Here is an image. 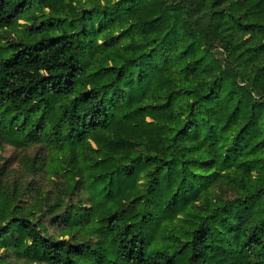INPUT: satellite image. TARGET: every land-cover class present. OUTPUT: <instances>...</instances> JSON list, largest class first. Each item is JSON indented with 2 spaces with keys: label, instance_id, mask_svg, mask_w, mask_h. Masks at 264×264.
I'll return each instance as SVG.
<instances>
[{
  "label": "trees",
  "instance_id": "trees-1",
  "mask_svg": "<svg viewBox=\"0 0 264 264\" xmlns=\"http://www.w3.org/2000/svg\"><path fill=\"white\" fill-rule=\"evenodd\" d=\"M82 1L0 0V264H264V0Z\"/></svg>",
  "mask_w": 264,
  "mask_h": 264
},
{
  "label": "rangeland",
  "instance_id": "rangeland-1",
  "mask_svg": "<svg viewBox=\"0 0 264 264\" xmlns=\"http://www.w3.org/2000/svg\"><path fill=\"white\" fill-rule=\"evenodd\" d=\"M84 1V2H83ZM83 5L80 7H90L92 5L91 0H83ZM41 14H48V10L45 9L43 12L39 11L38 15ZM5 39L1 40L0 46L4 45L11 40L22 39L18 38V35L15 32H9L5 34ZM48 154V151L43 148V146L38 144H30L25 147H13L10 145L4 144L0 149V164L3 166L4 171L6 172V180H18L21 182L31 181L33 186H41L43 194L47 196L46 204L49 203L50 205H56L58 210V214H61L62 210L66 203H63L60 200V204L57 206L58 197L63 196L61 194V188L58 185L52 184L47 178H43L40 174L36 176H31V172L25 169V163L27 160L37 156L43 157ZM52 231V229H51Z\"/></svg>",
  "mask_w": 264,
  "mask_h": 264
}]
</instances>
